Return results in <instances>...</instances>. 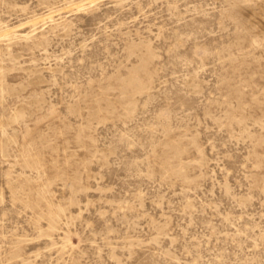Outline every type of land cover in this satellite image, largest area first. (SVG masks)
<instances>
[{"label":"rangeland","instance_id":"1","mask_svg":"<svg viewBox=\"0 0 264 264\" xmlns=\"http://www.w3.org/2000/svg\"><path fill=\"white\" fill-rule=\"evenodd\" d=\"M0 264H264V0H0Z\"/></svg>","mask_w":264,"mask_h":264}]
</instances>
